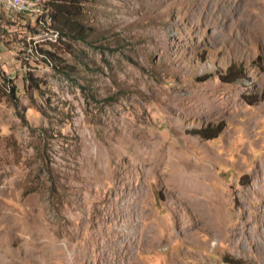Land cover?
I'll use <instances>...</instances> for the list:
<instances>
[{"label":"rangeland","instance_id":"rangeland-1","mask_svg":"<svg viewBox=\"0 0 264 264\" xmlns=\"http://www.w3.org/2000/svg\"><path fill=\"white\" fill-rule=\"evenodd\" d=\"M81 3L0 9V264H264V0Z\"/></svg>","mask_w":264,"mask_h":264},{"label":"trees","instance_id":"trees-1","mask_svg":"<svg viewBox=\"0 0 264 264\" xmlns=\"http://www.w3.org/2000/svg\"><path fill=\"white\" fill-rule=\"evenodd\" d=\"M43 14L37 17V24L39 25V32L49 31L57 34L58 40L71 39L80 40L87 37L88 27L81 21L83 14V6L81 0H42ZM0 9H3L0 7ZM6 10V9H4ZM12 12V11H10ZM14 13V12H12ZM15 14H30L31 13H15ZM34 15V14H33ZM44 59L49 62H57L58 58L49 50L39 48L37 50ZM30 79L35 82L33 76ZM10 92L15 96L16 87L12 85Z\"/></svg>","mask_w":264,"mask_h":264},{"label":"built area","instance_id":"built-area-1","mask_svg":"<svg viewBox=\"0 0 264 264\" xmlns=\"http://www.w3.org/2000/svg\"><path fill=\"white\" fill-rule=\"evenodd\" d=\"M0 7L14 13L41 15L44 12L42 0H0Z\"/></svg>","mask_w":264,"mask_h":264},{"label":"clouds","instance_id":"clouds-1","mask_svg":"<svg viewBox=\"0 0 264 264\" xmlns=\"http://www.w3.org/2000/svg\"><path fill=\"white\" fill-rule=\"evenodd\" d=\"M65 264H75L74 255H66Z\"/></svg>","mask_w":264,"mask_h":264}]
</instances>
